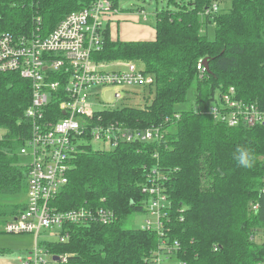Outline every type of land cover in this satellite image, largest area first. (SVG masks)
I'll return each instance as SVG.
<instances>
[{"label":"trees","instance_id":"1","mask_svg":"<svg viewBox=\"0 0 264 264\" xmlns=\"http://www.w3.org/2000/svg\"><path fill=\"white\" fill-rule=\"evenodd\" d=\"M111 1L119 7L118 0ZM94 2L0 0V34L39 28L46 35ZM216 2L166 0L154 14L153 41H113L105 23L95 59L138 62L153 78L148 86L153 97L144 107L115 110L109 117L132 129L158 127L163 137L110 152L85 148L71 160L68 183L53 208H104L115 221L72 225L67 242L44 243L49 255L68 256L63 264H154L157 251H170L184 264H264V125L229 127L209 113L229 88L237 100L264 113V0H232L223 12ZM213 5L216 12L206 15ZM204 24L214 26V40L202 32ZM204 59L207 68L199 80L196 68ZM193 82L194 107L176 111ZM31 98L29 81L0 73V222L25 210L20 201L27 174L18 151L29 137L24 114ZM238 147L254 154L252 168L237 166ZM155 166L167 173L169 207L161 219L162 236L124 227L129 216L146 212L150 197L142 189Z\"/></svg>","mask_w":264,"mask_h":264},{"label":"built area","instance_id":"2","mask_svg":"<svg viewBox=\"0 0 264 264\" xmlns=\"http://www.w3.org/2000/svg\"><path fill=\"white\" fill-rule=\"evenodd\" d=\"M216 10L213 5L205 14ZM119 12L111 0H95L89 8L67 15L46 35L39 28L23 35L0 34V73L17 74L31 84V103L24 114L30 125L29 137L18 151L20 157L28 158L24 164L25 210L6 220L1 228L5 234L34 237L33 248L21 264L67 262V255H49L39 247L42 231H56L59 243H64L70 237L69 226L109 225L115 221L113 213L104 208L58 212L51 205L68 183L71 160L84 150L80 141L101 144L102 149L97 151L110 152L120 144L162 140L158 127L132 129L126 121L109 117L115 111L114 103L123 101L130 88L153 84V78L134 62L95 59L104 43L106 24ZM197 70L204 73L201 60ZM217 100L209 110L213 119L229 127L264 125V113L237 100L233 88ZM166 174L152 168L142 189L150 197L147 212L155 217L154 223L147 220L142 229L156 230L161 236V219L169 207L164 192ZM165 254L173 255L170 251ZM152 261H159L157 253Z\"/></svg>","mask_w":264,"mask_h":264},{"label":"rangeland","instance_id":"3","mask_svg":"<svg viewBox=\"0 0 264 264\" xmlns=\"http://www.w3.org/2000/svg\"><path fill=\"white\" fill-rule=\"evenodd\" d=\"M118 1H119L118 8L120 11L118 15L122 13H126V12L128 13L132 12V13L138 14L141 19H143L144 21L147 20L144 26L148 27V29L153 34L155 31L154 14L157 10L160 11L163 8H165L167 5L166 0H118ZM231 1L232 0H217L216 5L218 6V12L226 11L230 7ZM116 17L117 15L112 17L110 26L116 24V22L118 21ZM200 19H201V22L205 23L204 16H200ZM117 32L118 31L115 30L114 28L113 33H112V39L114 38V35H117ZM202 32L204 34L207 32L208 39L210 41L214 40V26L204 24ZM209 34H211V38H209ZM119 39L122 40L121 35ZM95 58H96V55H95ZM97 62H107V61L97 60ZM130 62H133V61H130ZM134 63L140 66L138 62H134ZM201 63L203 65V60H201ZM203 67H204V71H206V68L204 65ZM197 72H198V78L199 80H201L204 74L200 73L198 70ZM195 84L196 83L193 82V84L191 85V88L189 89L187 93V101L181 105H177L175 107L176 111L189 110L194 107V98L196 95ZM226 92L227 91H223L221 94L226 93ZM148 97L150 98V100L153 97L152 95L149 94L148 87L147 88L132 87L127 91V93H124L123 101L114 103V109L121 110L123 108H142L144 107L146 103H148V100H149ZM94 107L99 108V105L97 102H94ZM144 129H148V128L145 127L141 130H144ZM2 134L3 132H0V137L2 136ZM79 144L83 146V149L87 147H90L93 151L102 149L101 144H96V143L88 144L84 141H80ZM19 158L22 164H25L28 162V158H25V157H19ZM153 168L158 169V166H155ZM20 202L25 203L26 202L25 197H23ZM6 219L3 218L0 222V264H21V261L27 256V253L33 248L34 237H32L31 235H26V234L2 233L1 231L2 224L5 222ZM147 220L153 223L155 222V217L151 216L147 212V209H146L145 213H137V214H133L129 216L126 222L124 223V227L129 228V229H142L145 227ZM54 232L56 233V231ZM55 233L42 231L40 236L38 237L39 247L42 248L44 243L59 242V236L56 235ZM156 253L158 254V258H159V261L157 262V264H179L180 262L174 255L165 254L163 252L159 254L158 251Z\"/></svg>","mask_w":264,"mask_h":264},{"label":"crops","instance_id":"4","mask_svg":"<svg viewBox=\"0 0 264 264\" xmlns=\"http://www.w3.org/2000/svg\"><path fill=\"white\" fill-rule=\"evenodd\" d=\"M118 21L115 25L110 24L107 26L110 31V36L112 39L113 29L117 30V35H114L113 41L120 40V35L122 36V42H140V41H153L155 39V31L154 34L148 29V27L144 26L147 22L139 17L138 14L135 13H122L117 15L116 17Z\"/></svg>","mask_w":264,"mask_h":264},{"label":"clouds","instance_id":"5","mask_svg":"<svg viewBox=\"0 0 264 264\" xmlns=\"http://www.w3.org/2000/svg\"><path fill=\"white\" fill-rule=\"evenodd\" d=\"M211 38V34H209ZM237 166L243 169H250L254 166V154L246 147H238L234 153Z\"/></svg>","mask_w":264,"mask_h":264},{"label":"water","instance_id":"6","mask_svg":"<svg viewBox=\"0 0 264 264\" xmlns=\"http://www.w3.org/2000/svg\"><path fill=\"white\" fill-rule=\"evenodd\" d=\"M203 65L205 66V68H207V60H206V59L203 60ZM108 95H109V98H111V97H110L111 94L108 93ZM53 260L57 261V260H58V257H53Z\"/></svg>","mask_w":264,"mask_h":264}]
</instances>
